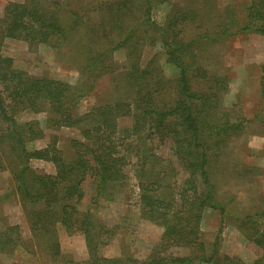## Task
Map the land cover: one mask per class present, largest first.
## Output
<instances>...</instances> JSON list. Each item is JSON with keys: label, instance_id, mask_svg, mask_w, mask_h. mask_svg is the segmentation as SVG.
<instances>
[{"label": "trees", "instance_id": "obj_1", "mask_svg": "<svg viewBox=\"0 0 264 264\" xmlns=\"http://www.w3.org/2000/svg\"><path fill=\"white\" fill-rule=\"evenodd\" d=\"M72 1H10L0 17V146L13 154L16 162L15 191L32 234L48 235L45 237L53 258L61 254L57 225L70 236L83 235L89 255L86 264H244L239 257L220 252L222 229L212 234L202 231L200 223L207 207L219 209L223 221L226 215L225 204L216 199L210 182V150L215 146L218 152L232 133L251 119L239 114L222 115L220 120L209 123L219 112L222 89L206 93L191 85L189 67L178 54L175 29L181 16L173 15L160 25L151 19L152 0H117L105 5L103 18L95 22L89 12L85 14L81 6L75 8ZM244 16L240 24L230 19L222 25L208 26L205 36L236 32L264 35V0H250ZM133 18L137 21H131ZM141 26L159 32L168 60L179 68L176 78L163 80L148 63H141V54L131 64L115 65L113 52L126 45ZM5 38L23 39L30 50H37L41 44L60 52L73 46L81 55L76 57L81 66L78 82L33 76L15 68L13 58L2 52ZM150 61L149 58L147 62ZM261 72L260 96L264 100V62ZM105 74L123 77L133 93L132 101L98 104L79 114L80 100ZM173 81L175 96L165 101L161 95L166 83ZM23 111L44 113V124L34 119L19 121L17 115ZM125 117L133 119L132 126L119 128ZM255 118L264 122L260 114ZM143 123L147 124L149 136L156 133L163 140L170 137L171 152L187 174L176 193L173 184H162L168 170L157 171L153 163L150 165V158L157 159V155L136 147L140 217L162 225L164 231L146 259L105 257L101 249L115 237L118 221L110 226L98 222L95 210L102 201L114 200L115 193L124 186L131 148L123 134L138 133ZM75 126L81 127V137L71 140L68 153L57 147L56 138L40 148L27 146L28 141L42 137L45 129ZM32 159L52 162L54 173L32 167ZM0 166L5 165L0 161ZM88 185L93 187L92 194L87 192ZM164 186L170 193L159 192ZM259 214L235 219V224L248 225V246L257 255L252 264H264V229L256 220L262 217ZM21 243L25 241L19 225H5L0 231V252ZM171 246L191 251L177 255L169 251Z\"/></svg>", "mask_w": 264, "mask_h": 264}, {"label": "rangeland", "instance_id": "obj_2", "mask_svg": "<svg viewBox=\"0 0 264 264\" xmlns=\"http://www.w3.org/2000/svg\"><path fill=\"white\" fill-rule=\"evenodd\" d=\"M10 1L27 0H0V17ZM112 1L117 0H73L72 3L74 2L75 8L81 6L85 14L89 12L92 19L98 22L103 18L105 5ZM249 1L152 0L151 12V19L160 25L166 24L173 15L181 16L175 29L180 47L178 54L189 67L188 76L193 88L206 93L222 89L219 112L213 114L209 123L220 120L222 115L239 114L247 120L251 119L244 121L242 128L233 132L226 145L221 146L218 152L217 147L211 146L213 148L210 150L208 165L210 182L216 199L225 204L226 215L223 221L219 209L207 207L202 212L200 223L202 231L212 234L222 229L220 252L239 257L244 264H252L257 255L248 246V225L235 224L236 217L260 213L262 217L256 220L259 221L258 227L264 229V122L255 118L258 114L264 117V100L260 96L264 35L236 32L228 36L216 34L214 38H209L205 36V29L208 26L222 25L230 19L236 20L238 24L242 23ZM226 9L231 10L227 13ZM134 11L138 14L135 6ZM131 21L136 22L137 19L133 18ZM163 44L159 32L141 26L127 44L115 50L112 56L115 65L122 67L136 61L141 54V63H148L153 73L162 76L163 80L173 79L176 78L179 68L168 60ZM70 48L69 51L60 52L49 45L41 44L37 50H30L28 43L20 38H5L2 44L3 54L13 58L15 68L33 76H49L75 84L78 82L81 67L76 63V57L81 55H77L73 46ZM149 58L151 61L147 62ZM124 73L125 71L119 72ZM113 75L105 74L94 82L93 87L78 104L79 114L90 111L98 104L117 100L132 101L133 93L128 90L130 88L125 79L120 76L118 79ZM174 88L175 81L167 82L161 95L162 99L172 100L175 96ZM17 118L19 121L38 120L43 125L45 114L23 111ZM132 124L133 119L125 117L120 120L119 128L131 127ZM148 134L146 123L142 124L138 133L123 134L126 135L125 142L130 144L131 148L125 167V184L115 193L114 200L102 201L95 210L98 222L110 226L118 221L115 237L101 249V254L105 257L131 256L139 260L146 259L161 240L164 231L162 225L140 217L137 173L139 160L135 153L136 147L140 146V149L153 151L157 155V159L149 157L150 165L153 163L157 171L168 170L166 180L162 181V184H173L176 193L179 183L187 174L181 170L177 157L171 152L170 137L163 140L159 134ZM80 137L79 126L49 128L44 130L42 137L28 141L27 146L30 149L40 148L56 138L57 147L68 153L71 140ZM1 148L0 146V161L5 166H0V231L5 225L17 224L25 243L18 247L10 246L0 252V264H86L89 255L83 235L70 236L57 225L61 254L53 258V250L48 247V238L45 237L48 235L32 234L25 210L15 191L14 175L18 169L16 162L13 160V154ZM31 166L47 173L55 171V165L43 159H32ZM167 191L170 193V189L164 186L159 192L162 194ZM87 192L92 194L93 187L88 185ZM169 251L183 255L191 250L171 246Z\"/></svg>", "mask_w": 264, "mask_h": 264}]
</instances>
